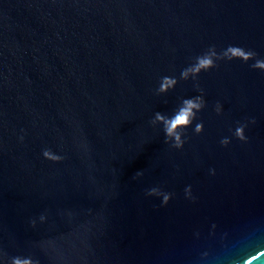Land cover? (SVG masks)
Here are the masks:
<instances>
[{
    "label": "water",
    "instance_id": "water-1",
    "mask_svg": "<svg viewBox=\"0 0 264 264\" xmlns=\"http://www.w3.org/2000/svg\"><path fill=\"white\" fill-rule=\"evenodd\" d=\"M186 98L203 106L176 149L151 121ZM14 258L264 264V0H0V264Z\"/></svg>",
    "mask_w": 264,
    "mask_h": 264
},
{
    "label": "clouds",
    "instance_id": "clouds-1",
    "mask_svg": "<svg viewBox=\"0 0 264 264\" xmlns=\"http://www.w3.org/2000/svg\"><path fill=\"white\" fill-rule=\"evenodd\" d=\"M162 81H168L169 83H172L170 78L164 77L162 78ZM166 89L163 86V84H160L159 88L157 89V94H161L165 92ZM195 98H186L179 106L178 108L172 112L171 115L161 113L157 111L151 121L153 126L156 125H163V131L165 133V142L170 143L173 148L176 149H182L185 143V140L182 139V132L183 130L192 123L194 118L197 115V111L199 108H201L203 105L201 104H193L192 101ZM215 111L217 114H220L223 111L222 105L217 103ZM203 122H197L195 124L194 131L200 132L202 128ZM246 125H240L237 127L236 131L240 132L243 128H245ZM241 139L243 141L246 140V136H241ZM230 143L229 138L225 137L221 140V144L223 146H227ZM49 150L46 149L43 152L44 156H48ZM60 157H57L59 159ZM214 173V170H213ZM137 176H142V172H137ZM186 193L191 194V186H188L186 188ZM158 188H152L148 191V195L152 196L155 193H158ZM168 199V194H163L162 202H166ZM44 217L41 216V220H43ZM15 258L12 260L11 264H13Z\"/></svg>",
    "mask_w": 264,
    "mask_h": 264
}]
</instances>
